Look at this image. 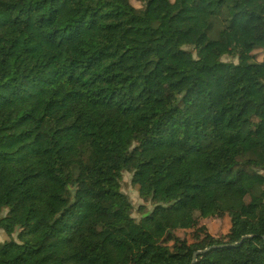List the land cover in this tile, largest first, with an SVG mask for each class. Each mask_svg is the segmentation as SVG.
Returning <instances> with one entry per match:
<instances>
[{
    "label": "trees",
    "instance_id": "16d2710c",
    "mask_svg": "<svg viewBox=\"0 0 264 264\" xmlns=\"http://www.w3.org/2000/svg\"><path fill=\"white\" fill-rule=\"evenodd\" d=\"M255 53L264 0H0V264H264Z\"/></svg>",
    "mask_w": 264,
    "mask_h": 264
},
{
    "label": "rangeland",
    "instance_id": "374dc122",
    "mask_svg": "<svg viewBox=\"0 0 264 264\" xmlns=\"http://www.w3.org/2000/svg\"><path fill=\"white\" fill-rule=\"evenodd\" d=\"M205 3H211L213 0H203ZM216 5L212 4V6L209 7L208 10L202 11V10H197L193 12V25L197 28V29H204L207 27L208 25V11L209 10H213L214 7ZM214 27L215 30L212 33V38H216L217 37V32L221 29V25L217 24ZM256 57H258L259 60H264V54L261 53H255L254 54ZM221 61L224 63H233L236 64L237 61L235 59H231L229 57H223L221 58ZM219 117L221 119V124L222 127L226 129L227 132H232V131H236L239 129L240 124L235 121L230 119L226 114L220 113ZM262 135L264 134V130H262ZM257 181H259V179H257ZM121 190L122 193L125 194L128 198L130 203L133 206L134 209V213L132 215V217L136 220L139 221L142 217L140 216V214L137 213V211L140 209L141 206H144V208L151 212L153 209V206L148 203V204H144L142 202V200L139 198L138 193L132 188L131 186V174L129 173H124L122 176V186H121ZM5 214V212L2 214V216ZM12 237L15 239L16 238V232H14L12 234ZM8 238L7 236L0 231V243L7 241Z\"/></svg>",
    "mask_w": 264,
    "mask_h": 264
},
{
    "label": "water",
    "instance_id": "95a60500",
    "mask_svg": "<svg viewBox=\"0 0 264 264\" xmlns=\"http://www.w3.org/2000/svg\"><path fill=\"white\" fill-rule=\"evenodd\" d=\"M249 237H244V239H248ZM262 240L264 241V238H262ZM201 253H203V252H197V253H195L194 255H193V259H192V263L196 260V257L198 256V255H200Z\"/></svg>",
    "mask_w": 264,
    "mask_h": 264
}]
</instances>
